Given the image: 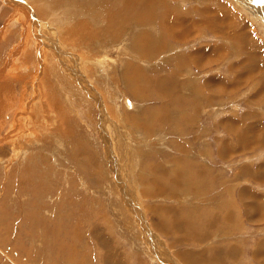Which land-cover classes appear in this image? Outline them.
Here are the masks:
<instances>
[{"label": "rangeland", "instance_id": "obj_1", "mask_svg": "<svg viewBox=\"0 0 264 264\" xmlns=\"http://www.w3.org/2000/svg\"><path fill=\"white\" fill-rule=\"evenodd\" d=\"M126 1L0 0V264H264V0Z\"/></svg>", "mask_w": 264, "mask_h": 264}, {"label": "bare ground", "instance_id": "obj_2", "mask_svg": "<svg viewBox=\"0 0 264 264\" xmlns=\"http://www.w3.org/2000/svg\"><path fill=\"white\" fill-rule=\"evenodd\" d=\"M134 1L135 0H127L126 1V6H127V8H131V7H133L134 5ZM137 1V0H136ZM14 4V3H13ZM51 7H53V6H51ZM18 9H23L24 10V13H26L27 12V18H29L30 16L29 15H31V17H33V18H35V13H33V11L32 10H30V9H28V7H23V6H20V7H17ZM18 9H16L18 12L20 11V10H18ZM30 11V12H29ZM89 11V10H88ZM17 12V14L15 15V16H12V18L10 19L11 20V23L14 25L16 22H19L21 19H22V17H20V13H18ZM86 13V12H85ZM169 13V12H168ZM87 14H89V13H87ZM26 15V14H25ZM215 15H218V14H215ZM168 16V15H167ZM169 19H178V18H174L173 16L171 17V18H169ZM216 24H218V25H220L218 22H215V25ZM177 28V26L175 25V26H168V25H166L165 24V29L167 30V31H169L170 33H173V30L174 29H176ZM182 29H183V31H185V28L184 27H181ZM67 30V29H66ZM54 31H56V30H54ZM69 31V30H68ZM57 32V31H56ZM48 33V32H47ZM184 33V32H183ZM183 33L181 34V35H183ZM59 34V33H58ZM175 34H177V31H175ZM27 36V35H26ZM23 37H25V36H23ZM57 37V36H56ZM51 38H53V37H51ZM110 39V38H109ZM113 39V38H112ZM50 40V39H49ZM27 44V43H26ZM28 45V44H27ZM26 45V46H27ZM25 46V45H24ZM28 46H30V45H28ZM52 47V46H51ZM50 49V48H49ZM50 52L51 53H53V50H50ZM73 52V51H72ZM13 54L12 55H14L15 53L14 52H12ZM58 55V54H57ZM64 55V54H63ZM56 56V55H55ZM60 56V55H59ZM67 56V55H66ZM63 58V57H62ZM65 58V57H64ZM50 59H52V58H50ZM249 59V58H248ZM63 60V59H62ZM62 60H60V61H62ZM55 65V64H54ZM49 66V65H48ZM101 66V65H100ZM52 67H53V65H52ZM55 67V66H54ZM53 67V68H54ZM27 69V68H26ZM26 69H25V71H26ZM52 69V68H51ZM29 70V69H28ZM1 86V85H0ZM1 92V91H0ZM26 107V106H25ZM19 126V125H18ZM11 127H13V126H11ZM14 130V129H13ZM15 130H17V129H15ZM18 131V130H17ZM17 131H14V132H17ZM22 131V130H21ZM11 132H13V131H11ZM27 133V132H26ZM14 135H16L15 133H13ZM12 136V135H11ZM9 137V136H8ZM11 138V137H10Z\"/></svg>", "mask_w": 264, "mask_h": 264}, {"label": "crops", "instance_id": "obj_3", "mask_svg": "<svg viewBox=\"0 0 264 264\" xmlns=\"http://www.w3.org/2000/svg\"><path fill=\"white\" fill-rule=\"evenodd\" d=\"M244 144H245V142H244ZM244 144H243V145H244ZM246 144H247V146H245V147L250 148V146H251L253 143H251V142H247ZM247 148H246V149H247ZM261 166L264 168V164H261ZM253 217L256 218L255 215H254ZM256 219H258V220L261 219V216H257Z\"/></svg>", "mask_w": 264, "mask_h": 264}]
</instances>
